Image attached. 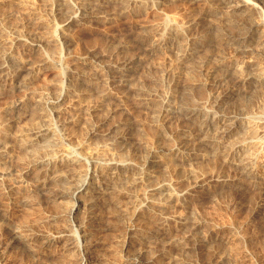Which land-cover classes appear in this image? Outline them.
Masks as SVG:
<instances>
[{"label": "rangeland", "instance_id": "1", "mask_svg": "<svg viewBox=\"0 0 264 264\" xmlns=\"http://www.w3.org/2000/svg\"><path fill=\"white\" fill-rule=\"evenodd\" d=\"M72 1L74 0L68 1L69 4L65 6L64 12L55 9L58 0L0 1V24L9 25L8 28L12 27L17 32L20 31L22 37L28 41H35L39 45L37 50L31 52L33 57L46 58V62L37 73L34 70L32 77L27 79L29 83L25 81L24 85L16 86L11 78L0 81V131L2 132L0 136H3L4 145L6 144L4 151L0 153V170L5 172L3 180L0 181V264L84 263L80 260L78 247V223L83 220L94 227L86 236L94 239L91 245L93 258L91 257L90 264H128L131 260H137V264H264V177L262 176L264 175V84L251 83L249 86L254 84L253 88L257 86L260 89H253L252 86L250 89L241 79L243 74H248L250 70L247 60L255 56L257 61L264 58L258 57V54L251 51L245 52L243 56L231 47L221 52L217 45L219 39L212 29H209L210 36L201 43L200 49L189 56L190 59L187 57L182 60L177 54L179 42L194 33L198 21L209 27L215 17H221L231 10L228 7L229 3L226 6L219 0H151L146 5H140L136 1L126 0L130 3L129 8L126 11L118 8L119 12L117 10L119 0H106L105 3L110 1V5H107V8L106 6L95 8L96 15L84 18L85 20H79L74 16V19L66 24L65 20L73 13ZM32 9L33 11L36 9L34 11L36 18H41L39 22L35 18L28 19ZM25 10H28L27 13L24 12ZM179 29L185 30L182 31L181 36L177 35ZM159 30L161 33L164 30L165 34L157 36H167L165 43L159 51L148 52L144 49L140 37L144 33L158 34ZM152 40L154 41V37L149 41ZM5 44L0 38V52L8 50L13 52H10V56L18 54L19 49L14 48L13 51L14 49ZM206 50H209L208 53L205 52ZM215 50L218 52L216 53ZM214 54L216 57H221L222 63L218 71L222 70L221 73L218 71L214 73L216 77L213 83L205 85V75L200 73L198 64L197 67L193 66V62H198L199 57L202 56L201 58H206L212 63L215 59ZM127 57L134 61L131 73L134 74L137 84L133 85L132 82L135 88L126 85L113 86L101 79L103 76L100 64L124 61ZM191 58L199 59L192 61ZM72 83L78 88L67 89L62 113L59 112L57 118L48 116L47 122L56 127L55 132L57 131L58 135L55 136L58 140H55V143H48L50 147L44 140L41 141L42 143L40 140L37 141L38 144L43 145L41 147H38L36 142L35 146H32L34 148L23 147L17 138L22 130L42 124L40 115L36 114L35 110L34 113L31 111L32 107L36 109L47 98L61 93ZM183 86L191 89H189L190 95L193 93L191 99L196 100L192 99L196 104L193 102L194 104L190 105L208 106L215 113L228 116L225 126H231L232 129L228 132V137L226 135L222 139L216 138L218 134L214 131L200 130L194 142L191 139L188 142L191 137L188 132L201 129V125L206 121L204 115L203 118L200 114L186 118L180 116L177 111L165 112L166 114L153 112L168 102L182 104L179 98L181 94L178 93L183 91L181 90L184 89ZM142 94L150 97L149 102L152 99L150 104L145 103ZM217 98L220 99L216 101ZM76 100L81 103L84 100V105L87 103L85 108L80 110L79 107H71L70 103ZM20 101H23L20 108L13 111L15 109L12 108ZM200 112L205 113L207 120L210 119L204 110ZM197 130L195 133L198 132ZM153 133L156 136H153ZM177 136L179 137L176 138ZM198 138L201 141L197 140L199 142L196 143L195 140ZM242 142L252 143L253 145H249L251 148L253 146V151L251 148L250 151L255 155L254 168L251 166L247 171L226 156L232 146L236 147ZM146 143H150L151 146L150 144L147 146ZM213 144L218 145L216 147ZM35 148L39 151L34 150ZM177 149L178 151H175ZM152 151L162 153L164 161L162 160L149 176L151 179L146 178V180H151L150 182L155 185L162 184L165 188L153 191L155 185H151L148 180L135 184L131 181L132 174L125 172L129 168L124 169L119 173L131 179V182L126 181L128 184L123 182L127 189L125 186L121 187L118 196L116 194L115 197L112 196L113 200H110V195L104 199L105 201L99 200V203L94 205V210L87 209V196H81L78 215L69 210L73 205L72 202L75 201L73 193H62L59 186L53 185L50 180L57 178L53 176L54 169L64 176L70 171L71 175L77 176L74 170L68 169V161L59 160L60 153L66 152L83 158L96 154L104 165L111 161H124L131 164L132 172H136L144 169ZM57 152L58 154H55ZM62 163L64 165H61ZM81 164L86 169L87 177L94 178L93 166L84 159ZM42 167L52 169L49 173L50 178L41 175V170L44 169ZM64 176L62 178H65ZM83 178H86V175ZM197 180H201L202 184L193 187ZM74 183L76 184L75 181ZM154 196L158 199L156 197L154 199ZM65 202H68V205H65ZM55 207L57 210L62 209L63 213L58 211L57 214ZM92 212L93 214L95 212V218H90ZM126 214L132 216L137 214L135 218L140 221L136 220V226L139 223L142 229L139 237L135 238L125 230L124 225L132 223V216ZM119 218L124 221V225ZM93 219H98L95 222L97 224ZM14 231L24 236L13 241L10 234ZM171 243L173 245L177 243L178 246L173 247Z\"/></svg>", "mask_w": 264, "mask_h": 264}, {"label": "bare ground", "instance_id": "2", "mask_svg": "<svg viewBox=\"0 0 264 264\" xmlns=\"http://www.w3.org/2000/svg\"><path fill=\"white\" fill-rule=\"evenodd\" d=\"M1 1V0H0ZM57 1V0H56ZM59 2H57V4H56V6H55V9L57 10V11H59V12H61V11H63L66 7L65 6H67L68 4H69V0L67 1V0H58ZM105 1L106 0H74V1H72V4H73V7L74 8H72V12H69V13H72V14H70V16L69 17H67V19L65 20L66 21V24L67 23H69V22H71L73 19H74V16H76L79 20H82V19H84V18H87V17H89V16H94V15H96L97 14V12L95 13L94 11L97 9V7L98 6H106L105 8H107V5H110V1H113V0H110V1H108V2H106L105 3ZM115 1V0H114ZM117 1V0H116ZM120 2L118 3V6H117V2H116V6H117V10H118V8H121L123 11H126L128 8H129V6H130V3L129 2H126V0L125 1H121V0H119ZM128 1H136L137 3H139L140 5H143V4H147L149 1H151V0H128ZM220 1V3H222V4H226V6H227V3H229L228 4V7L229 8H231V10L228 12V13H226V14H224V15H222L221 17H219L218 16V18H214L213 19V21H211V18L209 19V21H211V23H210V26L209 27H205V25H203L202 23V25L199 23V21L195 24V22L193 21V24H195V25H197L196 26V29H195V31H197V32H195L194 31V33L193 34H190V35H187L186 36V38L183 40V41H180L179 42V46H177V48L179 47V50L177 51L178 53V57L180 58V59H185V58H187V57H189L191 54H195L199 49H200V45H201V43L202 42H205L206 41V39H207V37H209L210 36V32H209V29H212V31H214V33H215V35H216V37L219 39V44L217 43V45H218V47L220 48V51L221 50H224L225 48H227V47H231V48H233L235 51H236V53H240V55L241 54H243V56H244V53L245 52H247V51H251V52H253V53H255V54H258L257 56L259 57H261L262 56V58H264V0H219ZM155 2V1H154ZM115 3V2H114ZM1 4V3H0ZM224 4V5H225ZM114 5V4H113ZM139 5V6H140ZM226 6H224V7H226ZM109 7V6H108ZM111 7H113V6H111ZM110 7V8H111ZM31 8V7H30ZM67 8H69V7H67ZM96 8V9H95ZM100 8V7H99ZM102 9V8H101ZM29 10V9H28ZM27 10V11H28ZM69 10H70V8H69ZM98 10H100V9H98ZM117 10H116V12H117ZM121 10V11H122ZM23 11V10H22ZM27 11L25 10L24 12H26L27 13ZM34 11H36V9L34 10ZM33 11V9L31 10V12H30V14H29V12H28V19H37V22H39L38 20H41V18L40 19H38V17L36 18V16L34 15L35 14V12ZM110 11V10H109ZM119 12H120V10H118ZM213 11V10H212ZM56 12V11H55ZM64 12V11H63ZM68 12V11H67ZM99 13H100V11H98ZM214 12V11H213ZM213 12H211V14L213 13ZM218 12V11H217ZM217 12H215L216 14H217ZM99 13H98V15H99ZM118 13V12H117ZM214 13V14H215ZM61 14V13H60ZM75 14V15H74ZM113 15V14H112ZM111 15V16H112ZM219 15H220V12H219ZM110 16V17H111ZM216 16V15H215ZM26 17V16H25ZM99 17V16H98ZM27 18V17H26ZM107 18V17H106ZM198 18H200V17H198ZM27 19V20H28ZM76 19V18H75ZM108 19V18H107ZM26 20V19H25ZM30 20V21H31ZM78 20V21H79ZM85 20V19H84ZM84 20H83V22H84ZM195 20V19H194ZM200 20V19H199ZM29 21V20H28ZM28 21H26V22H28ZM201 21V20H200ZM36 22V23H37ZM42 22H43V20H42ZM82 22V21H81ZM29 23V22H28ZM32 23V22H31ZM36 23H35V25H36ZM75 23V22H74ZM5 24H6V22H5ZM25 24V23H24ZM205 24H207V23H205ZM26 25H27V23H26ZM30 25V24H29ZM40 25V24H39ZM208 25V24H207ZM8 26L9 25H3V24H0V38H1V40H3V42L4 43H6L7 45H8V47L9 48H11V49H19V51L17 52L18 54L16 55V53L15 54H13V55H11L10 56V52L7 50H5V51H1L0 52V81H4L5 79H7V78H11L12 80H13V82L15 83V84H17L16 86H22V84L24 85V83H26L27 82V79L28 78H30V76L33 74V71L34 70H36V73H37V71H38V69H40V67L41 66H43L42 64H44L46 61V58L45 59H43V58H35L36 56H34L33 57V54L31 53L33 50L35 51V50H37L38 49V45L39 44H37L35 41H28V40H26L25 38H23L22 37V34H20V31H18L17 32V30L16 29H14V28H12V27H10V28H8ZM30 26H34L33 24L32 25H30ZM41 26V25H40ZM36 27V26H35ZM39 27V26H38ZM66 27V26H65ZM64 27V28H65ZM164 28V27H163ZM167 28V27H166ZM38 29V28H37ZM185 29V28H184ZM31 30V29H30ZM29 30V31H30ZM34 30V29H33ZM139 31H143V29H138ZM160 30H162V29H160ZM160 30L158 31L159 33L157 34V33H152L151 35H149V34H147V33H144V34H142V36L140 37V41L142 42V44H143V46H145L144 47V49L145 50H147L148 52H150V51H154V53H155V51H159V49H161L162 47H163V45H164V40H165V38L167 37H162V36H157V35H159V34H165L164 33V30L162 31L163 33H161L160 32ZM168 30V29H167ZM166 30V31H167ZM172 30V29H171ZM175 30V29H174ZM174 30H173V32H174ZM187 30V29H186ZM64 31H65V29H64ZM145 31V30H144ZM148 31V30H147ZM146 31V32H147ZM151 31V30H150ZM149 31V32H150ZM153 31V30H152ZM151 31V32H152ZM176 31V30H175ZM182 31L183 32H185V30H181L180 31V29H179V31L177 30V35L178 36H181V34H182ZM167 33V32H166ZM169 33L171 34V32L169 31ZM168 33V34H169ZM174 33H176V32H174ZM167 34V35H168ZM169 34V35H170ZM139 35V34H138ZM185 35V34H184ZM65 36V35H64ZM171 36H172V34H171ZM174 36V35H173ZM176 36V35H175ZM69 37V36H68ZM152 37H154V41L152 40V42L151 41H149V40H151V38ZM27 38V37H26ZM168 38H170V37H168ZM30 39V38H29ZM137 39V38H136ZM139 39V38H138ZM31 40V39H30ZM139 41V40H138ZM137 42V41H136ZM173 42V41H172ZM171 42V43H172ZM175 42V41H174ZM177 42V41H176ZM5 44V45H6ZM176 44V43H175ZM172 45V44H171ZM170 45V46H171ZM205 45V44H204ZM138 47H139V45H138ZM141 47V46H140ZM172 47V46H171ZM203 47V46H202ZM9 48H7L6 47V49H9ZM15 49L13 50V51H15ZM143 50V49H142ZM210 50V49H209ZM209 50H206L205 52H207V51H209ZM219 50V49H218ZM214 51V50H213ZM216 51V50H215ZM147 52V53H148ZM200 52V51H199ZM203 52H204V50H203ZM211 52V51H210ZM218 51H216V53H217ZM222 52V51H221ZM220 52V53H221ZM11 53H13V52H11ZM35 53H37V52H35ZM208 53V52H207ZM199 53H197V55H198ZM212 54V53H211ZM39 55V54H38ZM37 55V56H38ZM43 55V54H42ZM202 55H203V53H202ZM205 55H206V53H205ZM217 55V54H216ZM196 56V55H195ZM194 56V57H195ZM199 56V55H198ZM214 56H215V54H214ZM134 57V56H133ZM191 57V56H190ZM190 57H189V59H190ZM192 57H193V55H192ZM202 56H200L199 58H197V59H199L198 60V62H193V66H195V67H197L196 65L198 64V66H199V69H200V73H202V74H204L205 75V77H206V81H204L205 82V85H207V84H209L210 82H212V81H215V77L216 76H214L215 74V72L217 73V71H218V68H219V66H220V64L222 63V59H221V57H216L215 56V59L214 60H212L213 62L212 63H210L206 58H201ZM206 57V56H205ZM246 57V56H245ZM130 58H132V56H130ZM128 59V57H127V59L126 60H124V61H118L117 60V62H115V63H105V64H100L101 66V75L103 76H101L102 78L101 79H104V81H106V83L108 82V83H110V84H112L113 86H122V85H126L127 87L128 86H131V87H133V88H135L134 86H132V82H134L133 83V85L135 84V78H134V74H132L131 73V70L134 68L133 67V60L132 59ZM214 58V57H213ZM212 58V59H213ZM243 58V57H242ZM123 59V58H122ZM121 58H120V60H122ZM197 59H195V60H197ZM209 59H211V58H209ZM246 59V58H245ZM251 59V58H250ZM188 60V59H187ZM191 60H192V58H191ZM194 60V59H193ZM192 60V61H193ZM194 60V61H195ZM243 60H244V58H243ZM247 60V59H246ZM245 60V61H246ZM258 59H257V57L255 56V58H253V59H251V60H247V64H249V66L248 67H250V70H249V73L248 74H243L244 76H242L241 77V79H243V83L244 84H246V85H248L249 86V84H251V83H261V84H264V59L263 60H261V59H259V60H261V61H257ZM245 61H243V62H245ZM207 62H209V63H207ZM100 63V62H99ZM189 63H191V62H189ZM46 65V64H45ZM190 65V64H189ZM191 66V65H190ZM43 68V67H42ZM197 69V68H196ZM220 70H222V69H220ZM220 70L218 71V72H220ZM75 71V70H74ZM82 72V71H81ZM227 72V71H226ZM225 72V73H226ZM262 72V73H261ZM77 73V72H76ZM78 73H80V71L78 72ZM99 73V72H98ZM134 73V72H133ZM221 73V72H220ZM34 74H35V72H34ZM83 74V73H82ZM201 74V75H202ZM222 74L224 75V73L222 72ZM221 74V75H222ZM84 75V74H83ZM203 75V76H204ZM219 75V74H218ZM240 73H239V79H240ZM86 76V75H85ZM225 76V75H224ZM32 77V76H31ZM89 77V76H88ZM83 78V77H82ZM189 79H190V77H188ZM81 79V78H80ZM191 80V79H190ZM26 81V82H25ZM74 81V80H73ZM103 80H102V82H104ZM242 81V80H241ZM75 82H76V79H75ZM83 82V81H82ZM81 82V83H82ZM85 82H86V80H85ZM1 83V82H0ZM27 83H29V80H28V82ZM105 83V82H104ZM192 83H193V80H192ZM191 83V84H192ZM213 83V82H212ZM14 84V85H15ZM76 84V83H75ZM74 84V85H75ZM103 84V83H102ZM102 84H101V86H102ZM204 84V83H203ZM254 84H253V86H254ZM78 85V84H77ZM135 85H137V84H135ZM138 86H140V85H138ZM199 86H200V84H199ZM199 86H197V87H199ZM252 86V85H251ZM251 86H249V88L251 87ZM253 86H252V88H253ZM65 87V86H64ZM75 87H76V85L75 86H73V83L72 84H69V86H67V87H65L64 89V91H62L61 93H58L57 95H55V96H52V97H49V98H47L46 99V101L44 102L43 101V103H41L38 107H36V109H33V107H32V109H31V111L34 113V111L33 110H35V112H36V114L38 113L39 115H40V117H41V119H42V124H40V125H36V126H32V127H29V128H27V129H25V130H22V133L21 134H19L18 135V141L20 142V144L23 146V147H26V148H28L29 149V147H32V146H35V142L38 144V142L37 141H39L40 140V143H42L41 141L42 140H44V142L46 143V145H49V144H51L52 142L53 143H55L54 141L55 140H58V139H56V132H55V130H56V127L55 126H52L53 124H51V123H48L47 121H49L48 119V116H53L54 118L57 116V114L59 115V112H61V109H63L62 108V104H65L64 103V100H66V98H65V95H66V93H67V89H75ZM141 87V86H140ZM184 87V86H183ZM186 87V86H185ZM184 87V89H181V90H183L181 93H178V94H181L180 96L181 97H179L180 99H181V102H182V104H179V105H176L175 103H171V102H168V103H166V104H164V105H161L160 106V108H157L156 110H152L154 113H155V111H158L157 112V114H163V113H165V112H174V111H177V112H179L180 113V116H184V117H186V118H188V117H191V116H193V115H199L200 114V116H202V115H204V118L206 119V121L205 122H203V124L201 125V129H199V131L197 130V129H195V131L197 130L198 132L197 133H195V131H193V132H188L189 133V135H191V137H189L188 135V137H189V139H188V142H190L189 140L191 139L193 142H194V139L197 137V135H198V133H200V130H203V132L204 131H206V132H209V131H214L215 133H217L218 134V136H215L216 138L218 137H220L221 139H222V137L224 138V136H226L227 134H228V132H230L232 129H231V126L229 127V126H225V124L227 123V119H228V116L227 115H225V114H221V113H215L214 111H213V109H210V107H208V106H192V105H190L191 103L192 104H194L195 102L194 101H192V99H194V98H192L191 99V95H193V91L191 92L192 94L190 95V90L189 89H186ZM203 87V86H202ZM246 87V86H245ZM61 88V87H60ZM77 88L78 87H76V89L75 90H77ZM137 88V87H136ZM139 88V87H138ZM137 88V89H138ZM142 88V87H141ZM188 88V87H187ZM200 88V87H199ZM248 88V87H247ZM256 88H259V87H255V88H253V89H256ZM263 87H261V89H262ZM104 89H106V88H104ZM194 89H195V87H194ZM251 89V88H250ZM260 89V88H259ZM75 90H73V91H75ZM144 90V89H143ZM72 91V92H73ZM107 91V90H106ZM196 91H197V89H196ZM262 91V90H261ZM140 93H141V91H139ZM195 92V91H194ZM79 93V92H78ZM107 93V92H106ZM143 93V92H142ZM74 94H75V92H74ZM83 94H85V93H83ZM137 94V93H136ZM136 94H135V96H136ZM106 95V94H105ZM141 95V94H140ZM139 95V96H140ZM144 94H142V96H143ZM67 96V95H66ZM108 96V95H107ZM138 96V95H137ZM78 97V96H77ZM106 97V96H105ZM193 97H195V96H193ZM74 98V97H73ZM139 98V97H138ZM138 98H136V99H138ZM77 99V98H76ZM81 99H82V97H81ZM83 99H84V97H83ZM144 101H145V103L146 104H150V102L152 101V99H151V101L149 102V99H150V97H146V96H143V98H142ZM220 99V98H219ZM218 98H217V100L216 101H218L219 100ZM24 100V99H23ZM71 100H72V98H71ZM85 100V99H84ZM84 100H82V103L81 102H79V101H69V102H71L70 103V106L71 107H73V108H77V107H79V109L81 110V108H85V105L87 104H85L84 105V103L83 102H85ZM195 100V99H194ZM141 101V100H140ZM196 101V100H195ZM22 102L23 101H20V102H16L17 104L12 108V109H15V110H13V111H17L19 108H20V106H21V104H22ZM142 102V101H141ZM178 102H179V99H178ZM181 102H179V103H181ZM194 102V103H193ZM158 103V102H157ZM156 103V104H157ZM242 103V102H241ZM143 104V103H142ZM196 104V103H195ZM25 105V104H24ZM159 105V104H158ZM155 106H157V105H155ZM154 106V107H155ZM12 107V106H11ZM34 107V108H35ZM71 107H70V109H71ZM90 107V106H89ZM88 107V108H89ZM159 107V106H158ZM65 108H66V106H65ZM92 108V107H91ZM150 108V107H149ZM152 108V107H151ZM8 109V108H7ZM11 109V110H12ZM153 109V108H152ZM155 109V108H154ZM23 109L21 108V111H22ZM30 110V109H29ZM64 110V109H63ZM204 110V112H206V114H207V117L208 118H210V119H208L207 120V118L205 117L206 115H205V113H203V112H200V111H203ZM19 113H20V110L18 111ZM17 112V113H18ZM217 112V111H216ZM62 113V112H61ZM156 114V113H155ZM166 114V113H165ZM164 114V115H165ZM33 115V114H32ZM38 115V116H39ZM168 115V114H167ZM162 116V115H161ZM58 117V116H57ZM56 117V118H57ZM198 116H196V118H197ZM39 118V117H38ZM159 118V117H158ZM202 118H203V116H202ZM40 119V120H41ZM39 120V121H40ZM44 120V121H43ZM189 120V119H188ZM196 119H194V121H195ZM199 120V119H198ZM192 121V120H191ZM200 121V120H199ZM202 121V120H201ZM210 121H211V123H210ZM230 121L231 122H233V120H231L230 119ZM236 121V120H235ZM234 121V122H235ZM41 122V121H40ZM193 122V121H192ZM198 122V121H197ZM199 123V122H198ZM201 123V122H200ZM199 123V124H200ZM185 124V123H184ZM193 125V124H192ZM198 125V124H197ZM196 125V126H197ZM227 125V124H226ZM234 125V124H233ZM193 127H194V125H193ZM200 127V126H199ZM177 128V127H176ZM233 128V127H232ZM234 129V128H233ZM4 131V130H3ZM188 131V130H187ZM253 131V130H252ZM1 132V131H0ZM156 132V131H155ZM2 133V132H1ZM174 133V132H173ZM25 134V136L23 137V135ZM204 134V133H203ZM58 135V134H57ZM60 135V134H59ZM184 135V134H183ZM182 135V136H183ZM186 135V134H185ZM210 135V134H209ZM208 135V136H209ZM213 135V134H212ZM211 135V136H212ZM153 136H156V135H154V133H153ZM173 136V135H172ZM204 136H205V134H204ZM207 136V137H208ZM3 136L1 135L0 136V153L2 152V151H4V147L6 146V144L4 145V139L2 138ZM61 137V136H60ZM179 136H177L176 138H178ZM185 137V136H184ZM203 137V136H202ZM227 137H228V135H227ZM5 138V137H4ZM172 138V137H171ZM181 138V137H180ZM187 138V137H186ZM199 138H201V137H199ZM196 139L195 141H196V143H198L197 142V140H200L201 141V139ZM211 138V137H210ZM213 138H214V136H213ZM173 139V138H172ZM208 139H209V137H208ZM215 139V138H214ZM245 139H246V137H245ZM244 138H243V140H245ZM174 140H176V139H174ZM179 140V139H178ZM182 140V139H181ZM207 140V139H206ZM213 140V139H212ZM211 139H210V141H212ZM218 140V139H217ZM243 140H241V141H243ZM187 141V140H186ZM186 141H180V142H183V143H185ZM246 141V140H245ZM250 141V140H249ZM56 142H58L59 143V141H56ZM148 142V141H147ZM187 142V143H188ZM214 142V141H213ZM40 143L38 144V147H41V145H40ZM45 143H44V145H45ZM49 143V144H48ZM57 143V144H58ZM62 143V142H61ZM161 143V142H160ZM186 143V145H188ZM218 143V142H217ZM243 143V142H242ZM235 144V145H238V146H236V147H234V146H232L233 148H230V150H228L227 151V153H226V156L228 157V158H230L231 160H233L234 161V163L236 162V164H238V166H240V167H242V168H246V171L248 170V169H250L251 168V166L253 167V156H255V155H252V153L254 154V152H252L251 153V151H253V146H252V148H251V144H250V142H249V144H247V143H243V144ZM60 144V143H59ZM150 144V143H149ZM149 144H147L146 143V145L148 146ZM180 144V143H179ZM178 144V145H179ZM191 144H192V142H191ZM212 144V143H211ZM45 145V146H46ZM157 145V144H156ZM214 145V144H213ZM217 145L218 144H216V145H214V146H216L217 147ZM221 145V144H220ZM253 145V144H252ZM43 146V145H42ZM44 146V147H45ZM51 145H49V147H50ZM150 146H151V144H150ZM194 146V145H193ZM196 146V145H195ZM213 146V147H214ZM36 147H37V145H36ZM37 147V148H38ZM43 147V148H44ZM48 147V146H47ZM48 147V148H49ZM52 147H53V145H52ZM51 147V148H52ZM156 147V146H155ZM181 147V146H180ZM184 146H182V148H183ZM186 147V146H185ZM188 147V146H187ZM190 147V146H189ZM192 147V146H191ZM32 148H34V147H32ZM37 148H35L34 150H36ZM42 148V149H43ZM149 148V147H148ZM151 148V147H150ZM177 148V147H176ZM218 148H219V146H218ZM250 148L252 149L251 151H250ZM8 149V148H7ZM46 149V148H45ZM44 149V150H45ZM50 149V148H49ZM49 149H48V152H49ZM156 150H157V148H155ZM175 149V148H174ZM184 149V148H183ZM182 149V150H183ZM186 149V148H185ZM188 149V148H187ZM197 149V148H196ZM195 149V150H196ZM216 149V148H215ZM33 150V149H32ZM41 150V149H40ZM151 150H153V149H151ZM150 150V151H151ZM188 150H191V148L190 149H188ZM187 150V151H188ZM193 150V149H192ZM214 150V149H213ZM217 150V149H216ZM7 151V150H6ZM30 151V150H29ZM36 151H39V150H36ZM160 151V150H159ZM175 151H178V149L177 150H175ZM223 151V150H222ZM250 151V152H249ZM8 152V151H7ZM32 152V151H31ZM174 152V151H173ZM172 152V153H173ZM180 152V151H179ZM219 152V151H218ZM218 152H217V154H218ZM5 153V152H4ZM38 154V152H35V154ZM175 153H177V152H175ZM220 153V152H219ZM222 153V152H221ZM44 154V153H43ZM46 154V153H45ZM44 154V155H45ZM55 154H58V152L57 153H55ZM162 154V153H161ZM160 154V152L159 153H157V152H154V151H152V153H151V155H150V159L147 161V163L145 164V166L143 167L144 169H141V171H136V172H132V170H131V168H130V163H128V162H124V161H119V162H115V161H111V162H108L107 164H102L101 163V158H99V156H96V154H90L89 155V158H83V157H80V156H72V155H69L68 153H60L59 154V157L58 158H61V159H59V160H61V161H63V160H65V162L66 161H68V169H71V170H74L75 172L74 173H76V175L78 176H75L74 174H70V172L67 174V175H63L62 173H59V172H57V170H52L50 167H42V168H44V169H42L41 170V175H44V176H47V177H49L50 178V176H49V173L51 172V170H52V173L54 174L53 176H55V177H57V178H51L50 180H51V183L53 184V185H55V186H59L58 188L60 189V191L62 192V193H73V198L75 199V201L74 202H72L73 203V205H72V207H69V210H70V212L71 213H73V214H77L80 210H79V205H80V203H81V201L79 200V199H81V196H83V195H86L87 196V198H86V201H87V209H91V210H94V205L99 201V200H101V199H106V197L107 196H109V197H111L110 198V200H113L114 198H112V196L113 197H115L114 195L116 194L117 196H118V191H119V189L122 187L123 188V186H125V184H123V182H126V181H130L131 179V181L133 182V183H139V182H143L144 180H146V178H149V179H151V177H149L150 175H152L153 174V172L156 170V168H157V166H158V164L163 160V155H161ZM171 154V153H170ZM169 154V155H170ZM53 155V154H52ZM51 155V156H52ZM172 155V154H171ZM176 155V154H175ZM37 156V155H36ZM35 156V157H36ZM39 156V155H38ZM181 156V155H180ZM225 156V157H226ZM34 157V156H33ZM50 157V156H49ZM64 157H66V158H64ZM173 157V156H172ZM171 156H170V158H172ZM215 157V156H214ZM0 158H1V156H0ZM181 158V157H180ZM217 158V157H216ZM223 158V157H222ZM255 158V157H254ZM34 159H36V158H34ZM49 159V158H48ZM86 160V162L88 163V164H90V165H92L93 166V168L95 169V175H94V178H88L87 177V174L85 173V168H83L82 167V164H83V162H82V164H81V161L82 160ZM37 160H39L38 158H37ZM43 160V159H42ZM107 160V159H106ZM124 160V159H123ZM171 160V159H170ZM174 160V159H173ZM164 161V160H163ZM32 162H33V160H32ZM34 162H36V161H34ZM53 162V161H52ZM56 164V163H55ZM58 164V163H57ZM81 164V165H80ZM235 164V165H236ZM61 165H64L63 163L61 164ZM56 167V166H55ZM64 167V166H63ZM65 168H66V165H65ZM129 168V170H127V171H125V172H129V174L131 173L132 174V177H131V179H128V177L126 178L125 176H123L122 175V173H119V172H121L122 170L124 171V169H128ZM254 168V167H253ZM136 169H137V167H136ZM243 169V170H244ZM40 170V169H39ZM66 170V169H65ZM38 171V170H37ZM64 171V170H63ZM62 171V172H63ZM252 171V170H251ZM257 171H259V170H257ZM68 172V171H67ZM250 172V171H249ZM4 171H1L0 170V181H2L3 180V176H4ZM64 173H66L65 171H64ZM261 173V172H260ZM124 174V173H123ZM37 175V174H36ZM74 175V176H73ZM84 175H86V178H83L84 177ZM250 175H251V173H250ZM52 176V175H51ZM65 177V178H62V177ZM254 176V175H253ZM257 176V175H256ZM263 177H264V175H262ZM43 177V176H42ZM153 177V176H152ZM247 177V176H246ZM198 178V177H197ZM248 178V177H247ZM48 179V178H47ZM46 179V180H47ZM149 179H147L148 181H149ZM253 179V178H252ZM146 180V181H147ZM153 180V179H152ZM202 180V179H201ZM201 180H197V181H195L194 182V184H193V187H195V186H199L200 184H202L200 181ZM251 180V179H250ZM253 180H255V179H253ZM257 180H258V177H257ZM263 180V179H262ZM74 181L76 182V184L74 183ZM128 181V182H129ZM130 181V182H131ZM151 181V180H150ZM149 181V182H150ZM202 181H204V180H202ZM46 182V181H45ZM155 182V181H154ZM157 182V181H156ZM259 182V181H258ZM127 183V182H126ZM151 183V182H150ZM263 183H264V181H263ZM43 184V183H42ZM123 184V185H122ZM128 184V183H127ZM152 184H154L155 185V183H151V185ZM204 184V183H203ZM52 185V186H53ZM139 185V184H138ZM264 185V184H263ZM18 186V185H17ZM130 186V185H129ZM133 186V185H132ZM131 186V187H132ZM21 187V186H20ZM126 187V186H125ZM131 187H128V188H130L131 190H132V188L133 187H135V186H133L132 188ZM52 188H55V187H52ZM163 188H165L162 184L161 185H155L154 187H153V191H157V190H162ZM56 189V188H55ZM126 189H127V187H126ZM57 190V189H56ZM123 190V189H122ZM136 190V189H135ZM59 191V192H60ZM161 192V191H160ZM127 193V192H126ZM151 193V192H150ZM149 193V194H150ZM154 193V192H153ZM156 193V192H155ZM159 193V192H158ZM30 194V193H29ZM120 194V193H119ZM123 194V193H122ZM131 194V193H130ZM138 194V193H137ZM148 194V193H147ZM136 195V194H135ZM142 196V195H141ZM148 196V195H147ZM150 196H153V195H150ZM31 197H33V196H31ZM35 197V196H34ZM156 196H154V199H156L155 198ZM125 198V197H124ZM123 198V199H124ZM148 198H149V196H148ZM162 198V197H161ZM169 198V197H168ZM118 199H120V198H118ZM158 199V198H157ZM83 200V199H82ZM109 200V201H110ZM164 201L166 200V199H163ZM102 201V200H101ZM105 201V200H104ZM116 201V200H115ZM119 201V200H118ZM120 201H122V199L120 200ZM157 201V200H156ZM83 202V201H82ZM114 202V201H113ZM151 202V201H150ZM167 202V201H166ZM61 203V202H60ZM66 204L65 205H68V202H65ZM71 203V202H70ZM71 203V204H72ZM83 203H85V202H83ZM99 203V202H98ZM101 203V202H100ZM107 203V202H106ZM105 203V204H106ZM109 203V202H108ZM116 203V202H115ZM129 203V202H128ZM154 203V202H153ZM103 204V203H102ZM111 204V203H110ZM114 204V203H113ZM120 204H121V202H120ZM138 204V203H137ZM155 204V203H154ZM159 204V203H158ZM157 204V205H158ZM161 204V203H160ZM70 205V204H69ZM100 205V204H99ZM109 205V204H108ZM127 205V204H126ZM139 205V204H138ZM151 206H152V204H150ZM156 205V204H155ZM163 205V204H162ZM59 206V205H58ZM58 206H57V208H58ZM83 206V205H82ZM97 206V205H96ZM102 206V205H101ZM112 206V205H111ZM121 206V205H120ZM128 206V205H127ZM146 206V205H145ZM145 206H143L144 208H145ZM84 207V206H83ZM113 207V206H112ZM115 207V206H114ZM154 207V206H153ZM56 208V207H55ZM57 208H56V210H57ZM118 208V207H117ZM122 208H124V207H122ZM122 208H120L121 210H122ZM128 208V207H127ZM134 208H135V206H134ZM143 208V209H144ZM67 209V208H66ZM86 209V208H85ZM105 209V208H104ZM103 209V210H104ZM139 209H140V207H139ZM138 209V210H139ZM146 209V208H145ZM144 209V210H145ZM148 209V208H147ZM146 209V210H147ZM62 210V209H61ZM61 210H57V212L59 211H61ZM65 210V209H64ZM63 210V211H64ZM90 210V211H91ZM114 210H115V208H114ZM67 211V210H66ZM85 211V210H84ZM89 211V212H90ZM122 211H124V210H122ZM127 211H129V210H127ZM126 211V213H128ZM135 211V210H134ZM140 211H141V209H140ZM59 212L57 213V214H59ZM88 212V211H87ZM113 212V211H112ZM130 212V211H129ZM141 212H143V211H141ZM61 213H63L62 211H61ZM61 213H60V215H61ZM64 213H66V212H64ZM69 212H67L66 214H68ZM85 214H86V212H84ZM114 213V212H113ZM113 213H111V214H113ZM120 213V212H119ZM123 213V212H122ZM132 213H133V211H132ZM137 213H138V211H137ZM144 213V212H143ZM115 214V213H114ZM78 215V214H77ZM88 215V214H87ZM116 215H117V212H116ZM120 215V214H119ZM124 215H125V213H124ZM129 216V215H131V214H126V216ZM137 215V214H136ZM136 215H131L132 216V218H131V222L132 223H129V224H126V222H125V224L126 225H124L123 224V222L120 220V218H119V220L122 222V224L124 225V227H126V229L125 230H127L128 232H129V235H131V236H133V237H139L142 233H141V231H142V229L139 227L140 226V224L138 223V226H136L137 225V222H139L140 220H137L135 217H136ZM76 216V215H75ZM108 216V215H107ZM113 216V215H112ZM126 216H125V218L124 219H126ZM64 217V216H63ZM66 217H67V215H66ZM83 217L85 218V216L83 215ZM124 217V216H123ZM141 217V216H140ZM90 218H95V212H94V214H93V212H92V214H91V217ZM83 219V218H82ZM116 219H118L117 217H116ZM138 219H140V218H138ZM112 220V219H111ZM115 220V219H114ZM136 220H137V222H136ZM89 221V220H88ZM92 221V220H91ZM93 221H94V223L96 222V221H98V219L96 220V219H93ZM25 222V221H24ZM45 222H46V220H45ZM86 220H83V221H79V223H78V228H79V250H80V255H79V257H80V260L81 261H83L84 263H82V264H90V262L89 261H91V257L93 256L92 255V252H91V250H92V240H94V239H91V237L90 238H88V237H86L87 235H89V230H91V229H93L94 227L93 226H91V224L89 225V223H87L86 224ZM101 222H103V221H101ZM117 221H115V223H116ZM119 222V221H118ZM120 222V223H121ZM136 222V223H135ZM49 223V222H48ZM95 224H97V223H95ZM141 224H142V222H141ZM23 225V224H22ZM26 225V224H25ZM100 225V224H99ZM115 225H117V224H115ZM32 226V225H31ZM136 226V227H135ZM26 227V226H25ZM95 227H97V226H95ZM99 227H101V226H99ZM118 227V226H117ZM123 227V226H122ZM24 228V227H23ZM30 228V227H29ZM102 228V227H101ZM120 229V228H119ZM186 229V228H185ZM96 230V229H95ZM94 230V231H95ZM145 230V229H144ZM32 231V230H31ZM93 231V232H94ZM147 231V230H146ZM24 232V231H23ZM27 232H29V230L27 231ZM123 232H126V231H123ZM22 233V232H21ZM151 234V233H150ZM11 239L13 240V241H17V240H19L20 239V233L19 232H12L11 234ZM91 235V234H90ZM96 235V234H95ZM94 235V236H95ZM143 235H147V234H143ZM22 236H24V234L22 235ZM21 236V237H22ZM25 236H26V234H25ZM30 236V235H29ZM32 236H34V235H32ZM92 236H93V233H92ZM28 237V236H27ZM26 237V238H27ZM96 238V237H95ZM189 238V237H188ZM242 238V237H241ZM246 238V237H245ZM23 239V238H22ZM128 239H129V236H128ZM140 239V238H139ZM143 239V238H142ZM96 240V239H95ZM137 240V239H136ZM180 240V239H179ZM26 241H27V239H26ZM97 242V241H96ZM181 242V241H180ZM30 243V242H29ZM184 243V242H183ZM182 243V244H183ZM27 244V243H26ZM68 244V243H67ZM73 244V243H72ZM94 244V243H93ZM172 245L171 246H175L176 247V245H177V243L175 244V245H173V243H171ZM186 244H187V242H186ZM74 245V244H73ZM75 245H76V243H75ZM95 245V244H94ZM167 245V244H166ZM170 245V244H169ZM201 245V244H200ZM170 246V247H171ZM178 246V245H177ZM180 246V245H179ZM151 247V246H150ZM167 247H168V245H167ZM166 247V248H167ZM74 248V247H73ZM68 249H69V247H68ZM67 249V250H68ZM170 249V248H169ZM168 249V250H169ZM78 250V249H77ZM93 250H94V248H93ZM166 251V250H165ZM164 251V252H165ZM75 252V251H74ZM168 252V251H167ZM166 253V252H165ZM165 253H163V254H165ZM76 254H77V252H76ZM95 254V253H94ZM183 255V254H182ZM141 256V255H140ZM184 256V255H183ZM133 257V256H132ZM153 257V256H152ZM156 257V256H155ZM158 257H160V256H158ZM93 258V257H92ZM141 258V257H140ZM195 258V257H194ZM79 259V258H78ZM136 259H139V258H136ZM185 259V258H184ZM224 259V258H223ZM152 260H155V259H152ZM156 260H159V259H156ZM94 262V261H93ZM95 263V262H94ZM228 263V262H227ZM128 264H137V260H131L130 262H128Z\"/></svg>", "mask_w": 264, "mask_h": 264}]
</instances>
